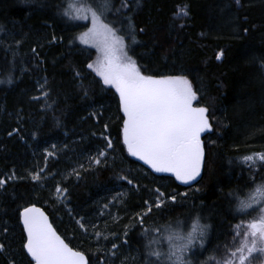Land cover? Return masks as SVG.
<instances>
[{
  "label": "trees",
  "instance_id": "1",
  "mask_svg": "<svg viewBox=\"0 0 264 264\" xmlns=\"http://www.w3.org/2000/svg\"><path fill=\"white\" fill-rule=\"evenodd\" d=\"M91 1L0 0V229H7L0 264H28L17 212L33 204L89 264H145L140 232L186 226L193 216L211 227L192 264L221 260L247 216L233 208L237 194L264 184V162L255 158L264 153V0H129L119 16L121 0H100L142 73L185 76L195 105L208 110L203 174L188 186L127 153L118 96L87 68L94 49L77 39L86 27H73L87 22L63 15ZM100 150L106 161L96 165ZM157 189L164 193L159 210Z\"/></svg>",
  "mask_w": 264,
  "mask_h": 264
},
{
  "label": "snow or ice",
  "instance_id": "2",
  "mask_svg": "<svg viewBox=\"0 0 264 264\" xmlns=\"http://www.w3.org/2000/svg\"><path fill=\"white\" fill-rule=\"evenodd\" d=\"M22 2L29 3L31 0ZM128 3L129 0H121L120 7L115 9L116 15L119 16L128 8ZM110 12L112 9L107 6L97 10L91 4H83L75 9L74 16L68 11L63 15L75 21H87L91 25L87 27V24H75L73 27H87V31L77 39L82 45L95 48L98 52L97 60L88 63L87 68L100 78L102 86H108L109 90L114 88L115 93H118V109L123 113V145L126 146L127 153L143 161L154 172L170 173L177 181L188 184L201 175L204 164L205 151L201 134L211 130L206 115L208 110L193 106V102L197 100L196 92L185 76L157 77L142 74L137 62L125 50L124 36L118 34L120 29L107 22L105 17ZM125 19L128 20V29L134 33L135 26L131 19ZM123 28L121 23V29ZM2 31L0 26V32ZM131 39L133 43H138L134 34ZM222 55L221 52L216 58L220 59ZM104 139L106 149H113V141L107 136ZM255 158L264 162V153ZM244 159L252 161L254 157L249 155ZM105 161L106 150L98 151L94 163L101 165ZM32 179L39 180L40 177L35 175ZM128 183L131 184L132 181L128 180ZM5 184L6 181L0 179V189H4ZM56 191L60 193L62 189L57 188ZM156 191L159 196L155 208L159 210L164 204V193L159 189ZM176 199V196L171 197L172 202ZM257 203L253 199L247 203L242 202L241 207L248 209ZM151 211L152 208L149 207L148 212ZM17 216L18 222L22 224L20 249L26 251V255L31 258L28 264H89L82 252L74 251L61 239L40 208L34 204L24 206L22 210H18ZM236 227V235L240 236V225ZM5 231L6 228L0 229V232ZM203 243L204 241L201 242V247ZM6 247L5 243L0 242V251H4ZM257 252L264 253V214L247 224L239 243L230 250V257L225 264H252L250 258Z\"/></svg>",
  "mask_w": 264,
  "mask_h": 264
},
{
  "label": "clouds",
  "instance_id": "3",
  "mask_svg": "<svg viewBox=\"0 0 264 264\" xmlns=\"http://www.w3.org/2000/svg\"><path fill=\"white\" fill-rule=\"evenodd\" d=\"M257 193L264 195V184L254 186L243 195L237 194L234 210H243L241 203H247ZM154 227L159 229V235H154ZM210 227V223H205L199 216H193L186 226L176 221L149 226L146 232L141 231L139 234L143 242L145 264H192L191 253L204 241Z\"/></svg>",
  "mask_w": 264,
  "mask_h": 264
},
{
  "label": "rangeland",
  "instance_id": "4",
  "mask_svg": "<svg viewBox=\"0 0 264 264\" xmlns=\"http://www.w3.org/2000/svg\"><path fill=\"white\" fill-rule=\"evenodd\" d=\"M91 4L97 10H99L102 7V5H103L102 1H100V0L91 1ZM81 6L82 5H76V8H79ZM74 13H75V10H74ZM108 15H109V13L105 17L107 22L112 24L117 29H119V27L116 25V23L114 21V17L113 16L115 15V13H113V10H112V12H110V15H111V17L113 19L111 18V20H110ZM87 27H91L89 22H87ZM87 27H86V31H87ZM118 34L121 35L120 32H118ZM124 43H125V50L128 51L130 56H132L131 53H130L129 45L127 44V42L125 40H124ZM93 49H94V62H95L97 60V58H98V52H97V50L95 48H93ZM112 89L115 91L114 88H112ZM116 94L118 96V93H116ZM193 106L194 107H199V106L195 105V101L193 102ZM124 147H125V149L127 151L126 146H124ZM253 161L254 160H252L250 162H253ZM146 166H148V165H146ZM253 199L258 201V203L255 204L251 208L244 209L245 210V215H247V216L245 217V220L244 219L241 220V223H240L241 235L237 236V242L236 243L234 241L232 242L231 249H224L223 248L221 250L222 251L221 255L218 254V256H219L218 258L221 259V260L215 259L214 261L210 262L211 264H218V262H219V264H225L226 260L230 257V250L234 249V247L239 243V241H240V239L242 237V232H243L244 229H246L247 224L250 223L253 219H258L260 217V215L264 214V195H261V194L257 193L254 197H251L249 199V201H251ZM246 212H248V213H246ZM233 232H234V235L237 233V227L233 229ZM227 247H230V246H227ZM250 259L252 260V264H264V253H259V252L254 253L253 257H251Z\"/></svg>",
  "mask_w": 264,
  "mask_h": 264
},
{
  "label": "water",
  "instance_id": "5",
  "mask_svg": "<svg viewBox=\"0 0 264 264\" xmlns=\"http://www.w3.org/2000/svg\"><path fill=\"white\" fill-rule=\"evenodd\" d=\"M122 141H123V132H122ZM204 151H205V149H204ZM205 158H206V152H205ZM204 164H205V160H204ZM204 164H203V167H202V170H201V175L199 176V177H197L196 178V180H194V181H190L188 184H184V183H182V182H180V181H177L176 179V181L177 182H179L180 184H183V185H185V186H188V185H195L200 179H201V177H202V174H203V170H204ZM173 177H174V175H173ZM175 178V177H174ZM29 206H31V205H29ZM36 206V205H35ZM36 207H38V208H40L41 209V211L42 212H44V214L48 217V221H49V223L52 225V227H53V229L56 231V229L54 228V226H53V224L51 223V220H50V218H49V216H48V214L41 208V207H39V206H36ZM21 225V227H22V224H20ZM57 232V231H56ZM57 234H58V232H57ZM26 235V234H25ZM59 235V234H58ZM60 236V235H59ZM61 237V236H60ZM61 239H63L62 237H61ZM64 240V239H63ZM65 241V240H64ZM66 243V242H65ZM70 247V246H69ZM72 248V247H71ZM73 249V248H72ZM74 251H77V250H75V249H73ZM25 252V254H26V251H24ZM85 255V254H84ZM28 257V256H27ZM86 257V256H85ZM28 259L30 260L31 258L30 257H28ZM87 259V258H86ZM33 264H34V262H33Z\"/></svg>",
  "mask_w": 264,
  "mask_h": 264
},
{
  "label": "flooded vegetation",
  "instance_id": "6",
  "mask_svg": "<svg viewBox=\"0 0 264 264\" xmlns=\"http://www.w3.org/2000/svg\"><path fill=\"white\" fill-rule=\"evenodd\" d=\"M203 134V133H202ZM202 134H201V136H202ZM150 168V167H149Z\"/></svg>",
  "mask_w": 264,
  "mask_h": 264
}]
</instances>
